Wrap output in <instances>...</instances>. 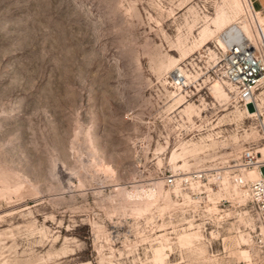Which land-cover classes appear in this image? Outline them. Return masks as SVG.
I'll use <instances>...</instances> for the list:
<instances>
[{
	"label": "rangeland",
	"instance_id": "obj_1",
	"mask_svg": "<svg viewBox=\"0 0 264 264\" xmlns=\"http://www.w3.org/2000/svg\"><path fill=\"white\" fill-rule=\"evenodd\" d=\"M218 10L0 0V264H264L226 172L259 121L216 76L225 30L196 45Z\"/></svg>",
	"mask_w": 264,
	"mask_h": 264
},
{
	"label": "built area",
	"instance_id": "obj_2",
	"mask_svg": "<svg viewBox=\"0 0 264 264\" xmlns=\"http://www.w3.org/2000/svg\"><path fill=\"white\" fill-rule=\"evenodd\" d=\"M260 15L264 17V12L255 8L249 0L239 22H246L252 35L247 36L237 22L229 34L223 33L225 46L214 47L218 55L216 76L230 87L229 93L236 103L249 105L258 112L253 117L259 121L261 139L264 140V104L259 106L260 98H264V21L259 20ZM250 168L257 169L259 176L248 181L243 174ZM226 172L231 181H236L247 191V203L256 226L264 228V154L260 147L256 143L239 147ZM164 182L172 185L175 178L167 175ZM254 244L264 251V233L259 228L254 232Z\"/></svg>",
	"mask_w": 264,
	"mask_h": 264
},
{
	"label": "bare ground",
	"instance_id": "obj_3",
	"mask_svg": "<svg viewBox=\"0 0 264 264\" xmlns=\"http://www.w3.org/2000/svg\"><path fill=\"white\" fill-rule=\"evenodd\" d=\"M248 3H249V0H248ZM234 7H235V11L231 14L223 11V10H218L215 14V17L212 19V23L214 24V29H209L206 25L200 30V37L197 39V43L196 45L197 46H203L207 41H208V38L210 36H213V33L215 31H218V30H225L224 34H229V32L231 31V28L233 27L234 24H236L238 22V25L240 27V29L247 35V36H251L252 35V31L251 29L249 28V26L247 25L246 22H239L240 20V17L238 18L237 21H235V19H233V17H235V14H237L238 11H241L243 12L244 11V5H243V2L241 0H234ZM229 10V8H228ZM232 11V10H231ZM237 16V15H236ZM238 17V16H237ZM259 20L260 21H264V17H262L261 15L259 16ZM235 21V22H234ZM223 35V34H222ZM222 35L220 36V38H217L218 42L220 43V47H224L225 46V38H222ZM196 41V40H195ZM195 44V43H193ZM195 46V45H194ZM171 76H172V80H173V83L178 87L180 88L181 85H184L187 83L188 81V75L182 71V69L179 67V66H175L172 71H171ZM211 87L214 91V94L217 96V97H225V92L222 88V85L220 82L216 81V82H213L211 84ZM228 88V91H229V88L230 87H227ZM264 104V98H260V101H259V106ZM245 107V110L246 112L248 113L249 116H254L255 114L257 115L258 112L256 110L253 111V108L252 110H250L248 107L249 105H244ZM245 112V111H244ZM254 112V113H253ZM200 146V145H199ZM201 148V147H200ZM199 148V149H200ZM261 153L264 154V145H262L261 149H260ZM259 176V171L257 169H254V168H250L248 169L244 174H243V177L246 179V180H255L257 179ZM233 182V181H232ZM236 182V181H234ZM233 182V183H234ZM237 187H238V190L241 191L242 195L244 196V198L246 199L245 201V204L246 202L248 201V195H247V191L241 187L237 182ZM242 196V197H243ZM259 228V230L264 233V228H262L261 226L257 227V229Z\"/></svg>",
	"mask_w": 264,
	"mask_h": 264
},
{
	"label": "crops",
	"instance_id": "obj_4",
	"mask_svg": "<svg viewBox=\"0 0 264 264\" xmlns=\"http://www.w3.org/2000/svg\"><path fill=\"white\" fill-rule=\"evenodd\" d=\"M254 7L264 12V0H251Z\"/></svg>",
	"mask_w": 264,
	"mask_h": 264
}]
</instances>
